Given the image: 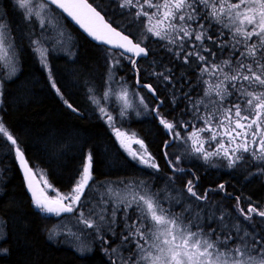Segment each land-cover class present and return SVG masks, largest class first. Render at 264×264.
I'll list each match as a JSON object with an SVG mask.
<instances>
[{
  "label": "snow or ice",
  "instance_id": "6c2138e0",
  "mask_svg": "<svg viewBox=\"0 0 264 264\" xmlns=\"http://www.w3.org/2000/svg\"><path fill=\"white\" fill-rule=\"evenodd\" d=\"M9 2L15 5L20 20L13 24L7 13L0 14V108L7 98L5 82H14L20 58L27 50L46 69L55 94L71 112L80 114L64 99L49 61L50 53L68 49V38L51 11L55 6L104 46V91L97 96L95 88L89 87L88 99L130 161L153 173L160 171L145 140L116 126L117 119H125L129 109L137 116L141 114L132 96L146 114L150 112L156 118L168 137L161 146V155L172 172L166 177L165 188L153 189L146 181L120 179L110 182L100 195L93 173L94 154L87 149L82 150V163L71 189L62 193L43 172L30 166L21 142L0 115V138L22 170L33 206L45 214H70L66 218L76 231L67 229L68 236L98 240L110 264H264V231L258 232L254 226L249 231L239 223L242 218L252 225L254 215L264 223V208L246 198L245 210L240 197L228 193L227 182L208 187L201 194L197 191L200 177L180 166L181 154L169 155L171 144L179 142L187 146L186 152L210 165L220 160L236 171L254 165L264 174V0H115L121 14L136 25L135 31L114 20L109 22L103 9L98 10L99 5L89 0ZM150 38L163 48L169 63L197 73L202 91L199 99H193L189 92L172 91L187 81V76L176 77L163 63L161 71L155 70L158 61L153 57L158 53L146 44ZM68 54L75 56L74 52ZM138 60L149 65L143 69L145 78H155L158 86H164L162 91L169 93L173 110L181 97L187 102L172 120L160 112L165 105L157 89L141 83ZM122 61L127 62L136 85L158 102L151 109L139 92L130 94L125 77L116 76L117 70H125ZM188 86L193 87L190 83ZM113 98L119 105L115 116L106 106ZM189 174L191 179H187ZM177 175L185 177L183 189L176 186ZM45 189L55 194L50 196ZM209 193L235 199L237 215L225 209L222 201L214 202ZM6 226L7 222L0 219V231ZM58 235L50 234L49 239ZM109 235L120 244L109 247ZM76 250L83 255L91 248L81 243Z\"/></svg>",
  "mask_w": 264,
  "mask_h": 264
},
{
  "label": "trees",
  "instance_id": "16d2710c",
  "mask_svg": "<svg viewBox=\"0 0 264 264\" xmlns=\"http://www.w3.org/2000/svg\"><path fill=\"white\" fill-rule=\"evenodd\" d=\"M109 22L113 20L133 31L135 24L129 23L126 14L117 9L115 0H89ZM8 20L16 24L20 17L15 13L8 0H1ZM54 9V8H53ZM65 21L74 37L75 56L51 53L49 61L57 85L61 88L64 99L78 108L80 114L71 112L49 85L46 69L41 68L27 50L21 56L20 71L14 82H5L6 101L0 108V115L8 127L21 142L25 155L35 171H42L49 183L62 193H67L77 176L82 163L83 151L92 149L94 154L93 173L95 183L104 180L142 179L145 175L134 162L127 159L114 134L107 124L99 118L88 99L89 87L101 92L104 88L107 69L103 46L91 42L77 28L70 24L64 16L54 9ZM13 13L16 17H13ZM113 26H116L115 24ZM120 30H123L121 28ZM127 34V33H126ZM135 39V37H133ZM146 44L151 45L157 53V72L161 71L160 63L172 68L176 77L187 76V81L177 84L173 92H189L193 99L202 96L201 87L197 84V73L192 69L176 63H169L165 51L150 38ZM150 49V51H151ZM125 70H117L119 76L125 77L129 84L136 85L134 76L126 62ZM141 66V82L152 84L157 94L164 100L161 107L169 120L181 113L187 103L181 97L173 110L169 93L162 91L155 78H145L143 69L148 63L138 62ZM189 83L193 87H189ZM152 103H156L144 89ZM132 127L138 129L139 137L149 145L155 157L161 156L162 142L167 140L163 128L157 120L132 121ZM0 218L7 222L4 227L5 238L0 244V264H107L101 252L96 250L90 256L75 253L69 247L58 245L47 238L50 220L42 217L33 206L27 195L23 178L17 162L0 138ZM162 171L166 172L164 164ZM245 170L237 174L240 183L245 182ZM151 173H148V175ZM218 173L206 174L215 180ZM156 179L158 176H150ZM208 177V178H207ZM157 180V179H156ZM153 181V180H152ZM163 181V180H162ZM231 183V184H230ZM229 188H241L242 185L230 182ZM262 181H254L248 191L252 196L261 193ZM54 193V192H52ZM226 208H229L225 206ZM109 261V260H107Z\"/></svg>",
  "mask_w": 264,
  "mask_h": 264
},
{
  "label": "rangeland",
  "instance_id": "374dc122",
  "mask_svg": "<svg viewBox=\"0 0 264 264\" xmlns=\"http://www.w3.org/2000/svg\"><path fill=\"white\" fill-rule=\"evenodd\" d=\"M12 7H13L15 13L19 16V13L16 10L14 4H12ZM51 11H52V14H54L56 16V19H57L60 27L62 28V30L64 31L66 37L68 38V40H67V43H68V49H67V51H61L60 49H57L55 52H52V53H54V54H63V55L69 56V54H68L69 52H74L75 51L74 48H73L74 47V37L72 35L71 30L67 27V25L65 24V21L61 18V16L57 12H55L53 8L51 9ZM4 13H5L4 6H3V4H1V0H0V14H4ZM13 17H16V15L14 13H13ZM50 54H49V56H50ZM123 62H126V61H122V63ZM116 76L117 77H120L117 74V72H116ZM126 82H127V85H128L130 94H132L134 92H139L140 95H143L144 96V99H145V102L148 104L149 109H151L156 104V103H152L150 101V99H149V97H147L146 93H144L141 90L142 88L140 89V88H138L137 85L129 84L130 82H128L127 80H126ZM114 87H116V86L114 85ZM103 91H104V88H103V90L101 92L95 91V94L97 96H100ZM131 98L133 99V103L136 105L137 110H140L141 111V114L139 116H137L135 114V111L134 110L129 109L128 116L125 119H122V120L118 118L117 119V122H116V126L117 127H120L121 130H123V131H128L130 133L131 132H135L137 134V136H139L138 129L132 127L131 122L132 121H144V122L145 121H153L156 118L153 115H151L150 112L146 114L142 110V106L139 105L138 100L134 96H132ZM92 106H93L94 112L96 114H98V116H99V113L97 111H95L96 106L93 105V104H92ZM106 106L108 107L109 111L112 112V114L114 116L117 114L116 113V109L119 107V105L115 101V98H113L111 101H109ZM160 112L162 113L161 109H160ZM162 114L165 115L164 113H162ZM109 129L113 133V131H112V129L110 127H109ZM189 130H191V129H189ZM183 135H185V133L182 130L181 131V136H183ZM114 136H115V134H114ZM186 147H187L186 145H183V144H181L179 142H176V143L171 144L170 149H169V155L170 156H172L173 154H181L180 166H182V165L183 166H185V165H188V166L193 165L196 168V170L198 169L196 171V173L199 172V174H202V175H204L205 173L208 174V172H210V173H216V171H218L217 173L220 174L219 173V170H224V171H229V172H235L236 171V170H232V169H229V168L225 167L224 166V163L222 161H220V160H214L212 162V164L210 165L209 163H207V162H205V161H203L201 159H198L196 156L192 155L190 152H186ZM148 149L155 156V154L150 149L149 145H148ZM156 160H157V158H156ZM212 165H215V166H212ZM138 167L141 170H143V172H145L144 173L145 175L143 176L144 178H142L141 180L142 181H146L149 184V186L151 188H153V189H163V188H165V186L167 184L166 177L172 175V173H167V172L162 171V170H160L158 173H153V170H151V169L145 170V169H143L140 166H138ZM243 170L246 171L245 172V175L247 176L246 178L249 179L248 178L249 177L248 174L250 173V171L257 170V169L253 165V166H245V168ZM40 172H42V171H40ZM240 172H241V170H240ZM0 173H1V170H0ZM148 173H151V174L148 175ZM258 174L262 177V179H260V180L262 182H264V174H260V173H258ZM150 176H152V177L153 176H158L159 179L158 178H156L157 180L156 179H151ZM44 178H46L45 175H44ZM191 178H187V179H191ZM40 179H41V177H40ZM129 179L140 180V179H134V178H128V179H123V180H129ZM110 182H115V181L104 180V181L95 183L96 184V187L99 189L100 195H103L104 194V187L107 186ZM182 182H184V181H182ZM175 183H176V186H178L177 188L183 189L184 185H179L177 179H176ZM113 186L115 187L116 185L113 184ZM47 191L51 195H54L55 194V193H52L53 191H51L49 189H47ZM169 191H172V194L173 195H177V193L175 191H173L172 189H169ZM217 202H221V201H217ZM222 203H223V207L225 209L231 210V205L230 204H226L225 202H222ZM260 203H262V205H264V201H261ZM225 206H227L229 208H226ZM176 211H180L179 207L176 208ZM40 214L42 215L43 218L46 219V223H48V220H50V226H49L50 228H49V231L47 233V238L49 239L50 234L59 233V235L56 236L54 239H49L50 241H52V242H54V243H56L58 245H62L63 247L64 246L65 247H69V248H71V250H73L75 253H77V254H79L81 256H88V255H92L94 253L93 252L91 254H88L89 252H87V253H85L83 255L80 254L76 250V248L81 243L86 244L91 249L94 246H98L97 247V250L100 251V252H102V256H104V252L101 250L102 245L100 244V242L98 240L90 239V238H88L86 236H81L80 240H76L75 238L68 236L67 229L71 228L72 231H76V228L73 227L72 223L66 218L67 216H47L45 213H42V212H40ZM217 215H219L218 212H217ZM233 216H235V215H233ZM260 221H261V219L253 220V224L252 225H249L247 221H244L241 218L239 220V223L242 226L246 227L247 230H249V231H251L252 227L254 226L258 232H261V231H264V223H261ZM117 232H119V228H117ZM0 237H3L2 239H0V244H1V242L5 238L4 228H3L2 231H0ZM107 239L110 242V244L108 245L109 247H116L117 245L120 244V241L116 237H113L111 235H109L107 237ZM121 251L123 252V249H121ZM124 254H127V253H124ZM105 258H107V260H109L108 255L105 256Z\"/></svg>",
  "mask_w": 264,
  "mask_h": 264
},
{
  "label": "flooded vegetation",
  "instance_id": "af4514ba",
  "mask_svg": "<svg viewBox=\"0 0 264 264\" xmlns=\"http://www.w3.org/2000/svg\"><path fill=\"white\" fill-rule=\"evenodd\" d=\"M133 147H136V146L133 145ZM125 156L127 157L126 154H125ZM156 158H157V161L160 164V170H162V164H164L166 172L167 173H172L170 171V169H169L168 164L166 163V161H165V159H164V157L162 155L158 156ZM127 159L130 160L128 157H127ZM181 167H184L186 169H190L192 172L195 173L196 176L200 177L199 183L197 185V191L200 192L201 194L208 187H213L214 188L219 183L227 182L226 183V188H227L228 193H230L232 197L239 196L240 200H241V206L245 207V210H247V204H248V200L246 198H251V201L253 203H255V205L257 207L264 208V205H262V203H260L261 201H264V182H262V186L263 187L261 189V193L260 194L252 196L251 194H249V191H248V187H249L250 184L252 185L254 183V181H259L260 179H262V177L258 174L257 170L250 171L251 174L250 173L248 174V176H249L248 178L249 179H246V180H244L245 182L240 183L239 179L237 178V174L241 173L240 171L229 172V171L219 170L220 174L214 176L215 180H211L208 177H207L208 179L205 180L204 178H206V173L204 175L199 174V172L196 173V171L198 169L196 170V168L193 165H191V166H188V165L183 166L182 165ZM217 172L218 171H216V173ZM208 174H210V172H208ZM191 177L192 176L190 174L187 176V178H191ZM243 177L246 178L247 176L244 175ZM176 179H177L179 185H184V182H182V181L185 180V177L177 175ZM235 181L238 184L242 185V187L241 188H234L233 185H232V187L229 188L228 187L229 183L230 182H235ZM209 196L214 200V202L222 201V202H225L226 204H230L231 205V210H228V211L231 212L235 216L237 215V213H235V211H234V206L236 204V200L235 199L226 198V197H224L223 193H215V194L209 193ZM258 219H262V218L257 217L255 215L253 216V220H258ZM97 247L98 246H94L88 254L96 252ZM101 254H102V252H101ZM88 256H90V255H88ZM105 256H107V255L104 253V257ZM82 257H84V256H82ZM105 261L107 262V264H110L109 261H107V260H105Z\"/></svg>",
  "mask_w": 264,
  "mask_h": 264
},
{
  "label": "water",
  "instance_id": "95a60500",
  "mask_svg": "<svg viewBox=\"0 0 264 264\" xmlns=\"http://www.w3.org/2000/svg\"><path fill=\"white\" fill-rule=\"evenodd\" d=\"M90 3V2H89ZM55 9H56V7L55 6H53ZM58 10V9H57ZM59 11V10H58ZM60 12V11H59ZM63 16L68 20V22L70 23V24H72L75 28H77L83 35H85L91 42H93L94 44H96V45H99V46H103V45H100L99 44V42H97V41H95L92 37H90L71 17H68L67 16V14H63ZM106 18V17H105ZM138 62H139V60H138ZM141 88H143V87H141ZM145 89V88H144ZM146 90V89H145ZM147 91V90H146ZM17 162V161H16ZM17 166H18V169H19V171H20V174H21V176H22V178H23V182H24V186H25V189H26V192H27V195L29 196V198H30V200L32 201V197H31V193H30V191L27 189V187H26V181H25V178H24V176H23V174H22V170L19 168V165H18V162H17ZM30 166H31V164H30ZM35 171V170H34ZM37 180H40V178L38 177V175H37ZM40 187H44V185L43 184H41L40 185ZM37 209V208H36ZM38 210V209H37ZM47 215H50V216H53L54 214H47ZM63 215H70V214H61V216H63Z\"/></svg>",
  "mask_w": 264,
  "mask_h": 264
}]
</instances>
